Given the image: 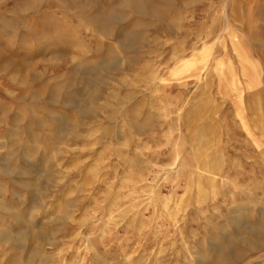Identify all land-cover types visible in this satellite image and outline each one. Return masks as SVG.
I'll list each match as a JSON object with an SVG mask.
<instances>
[{"label": "rangeland", "instance_id": "1", "mask_svg": "<svg viewBox=\"0 0 264 264\" xmlns=\"http://www.w3.org/2000/svg\"><path fill=\"white\" fill-rule=\"evenodd\" d=\"M0 264H264V0H0Z\"/></svg>", "mask_w": 264, "mask_h": 264}, {"label": "bare ground", "instance_id": "2", "mask_svg": "<svg viewBox=\"0 0 264 264\" xmlns=\"http://www.w3.org/2000/svg\"><path fill=\"white\" fill-rule=\"evenodd\" d=\"M204 130V129H203ZM202 133H205V132H202ZM203 146V145H202Z\"/></svg>", "mask_w": 264, "mask_h": 264}]
</instances>
